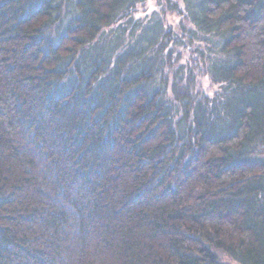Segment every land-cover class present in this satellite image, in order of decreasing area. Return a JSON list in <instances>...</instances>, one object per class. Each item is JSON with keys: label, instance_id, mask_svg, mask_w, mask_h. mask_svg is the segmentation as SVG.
<instances>
[{"label": "trees", "instance_id": "1", "mask_svg": "<svg viewBox=\"0 0 264 264\" xmlns=\"http://www.w3.org/2000/svg\"><path fill=\"white\" fill-rule=\"evenodd\" d=\"M146 1L0 0V264H264V0Z\"/></svg>", "mask_w": 264, "mask_h": 264}, {"label": "rangeland", "instance_id": "2", "mask_svg": "<svg viewBox=\"0 0 264 264\" xmlns=\"http://www.w3.org/2000/svg\"><path fill=\"white\" fill-rule=\"evenodd\" d=\"M155 6H156V0H147L143 4L137 5V7L135 9V13H136V15H138V14H144V13L150 12ZM177 18H179V16L176 15V13L170 14L167 16V22H172V23L176 24V22L178 20ZM178 48H179V50L177 49V51L180 52V50H181L182 56H184L185 58H187L191 54L190 51L187 49H183L180 47H178ZM204 83L207 84L206 82H204Z\"/></svg>", "mask_w": 264, "mask_h": 264}]
</instances>
